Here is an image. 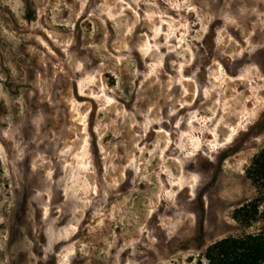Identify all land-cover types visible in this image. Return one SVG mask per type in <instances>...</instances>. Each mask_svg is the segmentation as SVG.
<instances>
[{
    "label": "rangeland",
    "instance_id": "1",
    "mask_svg": "<svg viewBox=\"0 0 264 264\" xmlns=\"http://www.w3.org/2000/svg\"><path fill=\"white\" fill-rule=\"evenodd\" d=\"M263 146L264 0H0V264L204 261Z\"/></svg>",
    "mask_w": 264,
    "mask_h": 264
},
{
    "label": "trees",
    "instance_id": "2",
    "mask_svg": "<svg viewBox=\"0 0 264 264\" xmlns=\"http://www.w3.org/2000/svg\"><path fill=\"white\" fill-rule=\"evenodd\" d=\"M245 177L255 194L235 210V217L253 230L213 242L197 264H264V146L246 166Z\"/></svg>",
    "mask_w": 264,
    "mask_h": 264
},
{
    "label": "bare ground",
    "instance_id": "3",
    "mask_svg": "<svg viewBox=\"0 0 264 264\" xmlns=\"http://www.w3.org/2000/svg\"><path fill=\"white\" fill-rule=\"evenodd\" d=\"M127 183V182H126ZM125 184V183H124ZM118 188V187H117ZM133 192H135L134 190H132ZM127 193H129V192H127ZM55 226V225H54ZM54 230V229H53ZM55 237H59L60 238V240H59V242L58 243H63V244H65L66 243V241H69L70 239H72V237H69L68 235H66L65 233H63V232H58V234H56V236ZM66 254V253H65ZM69 255V254H68ZM62 262V261H61Z\"/></svg>",
    "mask_w": 264,
    "mask_h": 264
},
{
    "label": "flooded vegetation",
    "instance_id": "4",
    "mask_svg": "<svg viewBox=\"0 0 264 264\" xmlns=\"http://www.w3.org/2000/svg\"><path fill=\"white\" fill-rule=\"evenodd\" d=\"M54 239H56V240L54 241V246H56L58 249L62 248L63 244L60 245V246L57 245L58 242H59V240H60V238H59V237H55ZM58 249H57V250H58ZM56 256H57V255H56Z\"/></svg>",
    "mask_w": 264,
    "mask_h": 264
}]
</instances>
